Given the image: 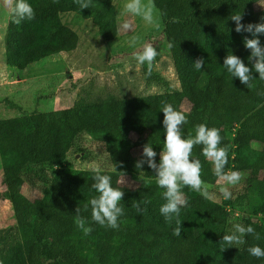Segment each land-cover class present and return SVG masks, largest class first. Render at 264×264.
Listing matches in <instances>:
<instances>
[{"label":"trees","instance_id":"16d2710c","mask_svg":"<svg viewBox=\"0 0 264 264\" xmlns=\"http://www.w3.org/2000/svg\"><path fill=\"white\" fill-rule=\"evenodd\" d=\"M35 9V19L17 25L9 15L4 34V63L22 70L45 57L76 48L78 35L63 13H75L91 19L104 41L117 33L112 0H91L81 9L74 0H28ZM242 24L264 22V0H216L213 5L196 7L184 17L163 21L162 32L180 89L146 96L117 97L88 105L33 111L19 116L0 118V158L5 195L13 203L14 217L21 243L0 246L3 264H264L247 252L253 244L264 247V80L253 71L252 87L233 78L223 67L225 56L232 52L249 67L250 50L243 44L250 33L235 31L231 15L241 14ZM264 45V34L259 36ZM172 47H169V44ZM203 57L201 70L193 63ZM11 107L19 108L8 99ZM178 107L183 101L191 110L183 111L188 123L185 136L195 135L200 123L216 127L222 145L229 146L225 171L242 173V187L231 199L218 203L199 192L184 191L188 206L181 208L180 236L173 235L175 222L168 223L160 214L165 203L164 189L156 183L155 174L145 163L149 178L131 187L120 181L116 171H103L112 178L114 187L124 191L120 205L124 215L119 229L102 227L91 220V208L84 205L96 195L91 185L94 172L67 164L66 154L73 140L85 132L97 135L112 165L135 163L132 147L150 142L157 152L163 149V102ZM133 123L140 129L138 139L126 138L124 126ZM252 143L256 153L244 155ZM193 157L202 163V179L213 184L218 177L213 165L195 146ZM46 165L53 174L41 188L36 202L22 205L16 201L20 181L34 166ZM252 193L255 194L253 198ZM3 194L0 193V198ZM142 201L141 211L133 205ZM91 227L85 235L75 222L76 208ZM242 212L241 224L252 226L262 239L245 237L246 243L233 245L221 252V240L228 232L230 210Z\"/></svg>","mask_w":264,"mask_h":264},{"label":"rangeland","instance_id":"374dc122","mask_svg":"<svg viewBox=\"0 0 264 264\" xmlns=\"http://www.w3.org/2000/svg\"><path fill=\"white\" fill-rule=\"evenodd\" d=\"M215 2L216 0H154L158 26H152L146 24L140 17L126 13L124 10L126 0H112L118 33L111 41L101 39L98 28L91 19H84L78 14H75L77 16L71 13L63 14L62 21L70 25L78 35L76 48L31 63L22 72L12 69L13 74L6 72L7 66L4 63V34L9 14L3 7V0H0V118L33 111L88 105L101 102L110 94L117 97H132L179 90V80L162 32L163 21L169 17H184L196 7L213 5ZM124 21L131 24L130 30H122L121 25ZM145 43L153 44L159 52L152 66L151 75L147 74V64L141 65L134 55ZM4 99L17 103L19 108L11 107ZM174 108L188 112L191 105L183 101ZM124 129L127 140L133 142L138 139L140 129L133 123H126ZM256 149L257 145L252 143L250 148L244 151V155L251 158L255 155ZM131 153L136 159L142 158L140 147H132ZM66 161L76 169L93 171L99 168L101 172L116 171L120 175V181L131 187L149 178L148 169H136V162L112 165L98 136L85 132L73 140L67 151ZM52 174V169L46 165L34 166L27 171L20 181L16 201L22 205L38 201L42 196L41 188L48 183ZM242 179L235 185L225 186L231 193L239 191L243 188ZM223 183L219 178L213 184L205 182L209 191L215 194L211 200L225 203V199L219 193ZM182 191L194 190L182 185ZM0 193L3 194L0 198V246L8 243L15 247L21 243V239L16 226L13 203L4 196L1 158ZM252 196L255 198V194L252 193ZM242 219L240 210L231 209L227 234L231 232L234 224H241Z\"/></svg>","mask_w":264,"mask_h":264},{"label":"clouds","instance_id":"9594fccd","mask_svg":"<svg viewBox=\"0 0 264 264\" xmlns=\"http://www.w3.org/2000/svg\"><path fill=\"white\" fill-rule=\"evenodd\" d=\"M74 2L81 9H88L91 4V0H74ZM3 7L7 9L12 22L17 25L35 19V9L28 0H3ZM124 10L126 13L140 17L148 25L158 26L154 0H146V2L145 0H126ZM230 19L235 22L237 33L247 32L251 34L252 38L245 36L243 40L244 47L250 50L248 62L251 67L232 52L225 56L223 67L233 78H238L242 84L250 88L252 87L251 81L255 79L253 71L259 74L260 80H264V45H261L259 39V36L264 34V22L244 25L241 23L242 13L233 14ZM121 28L128 31L131 29V24L124 21ZM169 47H172L171 43ZM134 55L141 65L147 64V74L151 75L152 66L159 55L157 48L151 43H145L142 49ZM204 63V58L200 57L195 60L193 65L197 70H201ZM161 112L163 113L162 126L165 135L163 149L159 152V162L156 160L157 152L153 145L148 142L143 145L142 158L136 161L135 168L142 170L146 163L153 170L157 185L164 189L165 203L160 206V214L166 222H175L176 227L173 229V235L180 236L182 230V222L179 219L181 208L188 206L182 185L199 192L206 199H213L215 195L209 191L202 179L203 166L200 159L193 157L195 146H202V155L213 165L215 176L224 182L219 188V193L225 200L232 197L230 189L225 185H235L243 176L239 171H225L228 163L229 146L222 145L223 138L218 128L208 127L206 124L200 123L195 127L194 136H185L182 129L183 125L188 123L187 115L166 101L162 103ZM93 172L91 187L96 195L84 205L83 210L87 211L90 206L93 222L102 227L118 230L120 227L119 218L124 215V209L120 205L124 191L120 187H114L111 176L102 174L99 168L93 169ZM141 203L142 201H136L133 205L137 212L141 211ZM75 211L77 227L85 235L90 234L92 228L86 226L87 221L81 215V208L77 206ZM249 235L256 241L262 239L260 233L256 232L252 226L234 224L231 232L222 236L221 243L227 247L222 246L221 252L233 245L245 244V237ZM247 252L257 259L264 258V247L259 244L249 246ZM0 264H3V261H0Z\"/></svg>","mask_w":264,"mask_h":264},{"label":"crops","instance_id":"0c3cea01","mask_svg":"<svg viewBox=\"0 0 264 264\" xmlns=\"http://www.w3.org/2000/svg\"><path fill=\"white\" fill-rule=\"evenodd\" d=\"M63 14H69V13H63ZM63 14H62V15H63ZM71 14L75 15V13H71ZM62 15H61V16H62ZM75 16H77V15H75ZM78 16H79V15H78ZM69 26H70V25H69ZM78 39H79V38H78ZM12 69H14V68H11V67H8V66H7V67H6V72L8 71V72H10V73H13V72H12ZM24 69H25V68H24ZM24 69H22V70H24ZM22 70H19V72H22ZM13 74H14V73H13ZM16 75H17V74H16ZM17 79H19L18 75H17ZM21 79H22V78H21ZM16 104H17V103H16Z\"/></svg>","mask_w":264,"mask_h":264}]
</instances>
